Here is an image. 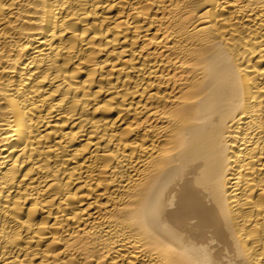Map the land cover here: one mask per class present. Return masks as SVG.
Instances as JSON below:
<instances>
[{
  "label": "bare ground",
  "instance_id": "1",
  "mask_svg": "<svg viewBox=\"0 0 264 264\" xmlns=\"http://www.w3.org/2000/svg\"><path fill=\"white\" fill-rule=\"evenodd\" d=\"M0 264H264V0H0Z\"/></svg>",
  "mask_w": 264,
  "mask_h": 264
}]
</instances>
